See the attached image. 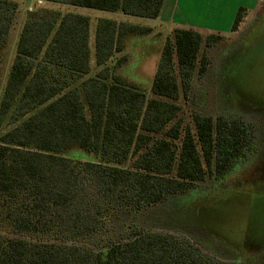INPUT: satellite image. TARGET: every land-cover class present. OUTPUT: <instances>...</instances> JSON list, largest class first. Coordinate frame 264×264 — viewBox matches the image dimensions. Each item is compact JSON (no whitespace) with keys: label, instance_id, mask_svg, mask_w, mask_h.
I'll return each instance as SVG.
<instances>
[{"label":"trees","instance_id":"16d2710c","mask_svg":"<svg viewBox=\"0 0 264 264\" xmlns=\"http://www.w3.org/2000/svg\"><path fill=\"white\" fill-rule=\"evenodd\" d=\"M44 1L157 20L166 0ZM251 14L241 7L232 33ZM18 18L19 3L0 0V264H254L186 227L200 184L252 147L238 119L182 117L222 35L175 29L148 94L117 74L125 58L108 64L152 29L99 18L93 31L88 16L36 8L12 54Z\"/></svg>","mask_w":264,"mask_h":264},{"label":"rangeland","instance_id":"374dc122","mask_svg":"<svg viewBox=\"0 0 264 264\" xmlns=\"http://www.w3.org/2000/svg\"><path fill=\"white\" fill-rule=\"evenodd\" d=\"M15 1L19 3V18L11 36L12 54L28 13L36 8L88 16L92 20L93 31L99 18L152 29L149 35L128 36L124 51L116 54L108 64L113 67L119 59L125 58L117 74L128 84L151 94L161 51L171 32L160 31L158 21L141 18L129 20L121 14L58 6L44 0ZM259 4L256 11H251L252 14L247 16L238 33L222 35L219 43L207 50L209 63L206 73L203 76L196 73L189 96L180 101L186 123H191L193 113L200 112L238 119L254 132L252 147L242 163L225 179L219 181L212 176L200 184L197 189L200 195L195 199H202V205L198 204L192 213L191 223L186 224L188 228L206 233L220 251L236 254L241 263L258 259L257 250L259 246H264V20H258L264 0ZM212 30L223 32L222 28ZM202 31L211 30L205 28ZM205 32L203 34L207 35ZM92 68L91 76H94L98 68L95 64ZM2 85L3 81L0 88ZM71 156L83 160L93 158L83 151H76Z\"/></svg>","mask_w":264,"mask_h":264},{"label":"crops","instance_id":"0c3cea01","mask_svg":"<svg viewBox=\"0 0 264 264\" xmlns=\"http://www.w3.org/2000/svg\"><path fill=\"white\" fill-rule=\"evenodd\" d=\"M260 1L262 0H166L160 18L152 21H158L159 29H162L160 31L170 30L168 36L175 29H194L204 33L202 30L205 28L211 30L206 34L228 35L232 32L239 9L244 7L252 12L256 11ZM124 17L129 20L134 18ZM221 28L223 32L212 30Z\"/></svg>","mask_w":264,"mask_h":264},{"label":"flooded vegetation","instance_id":"af4514ba","mask_svg":"<svg viewBox=\"0 0 264 264\" xmlns=\"http://www.w3.org/2000/svg\"><path fill=\"white\" fill-rule=\"evenodd\" d=\"M259 16H260V17H258L259 22H261L262 20H264V7H262V11L259 14ZM262 247H263V249H262ZM257 254H258V257L259 258L256 259V260H254L253 263L264 264V246H259V248L257 250Z\"/></svg>","mask_w":264,"mask_h":264}]
</instances>
